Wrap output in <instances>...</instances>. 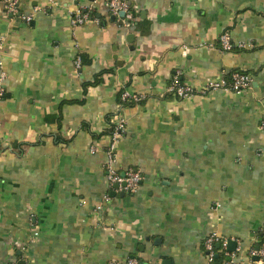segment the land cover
Instances as JSON below:
<instances>
[{
    "label": "crops",
    "instance_id": "1",
    "mask_svg": "<svg viewBox=\"0 0 264 264\" xmlns=\"http://www.w3.org/2000/svg\"><path fill=\"white\" fill-rule=\"evenodd\" d=\"M56 1L20 0L16 16L0 3V264H207L213 233L228 240L219 264H254L264 247V0H130L132 27L103 0ZM78 9L99 22L72 25ZM223 33L233 51L221 49ZM234 71L253 79L241 94L167 93L178 72L199 92ZM123 91L147 98L123 107ZM120 117L117 166L143 181L105 203Z\"/></svg>",
    "mask_w": 264,
    "mask_h": 264
},
{
    "label": "built area",
    "instance_id": "2",
    "mask_svg": "<svg viewBox=\"0 0 264 264\" xmlns=\"http://www.w3.org/2000/svg\"><path fill=\"white\" fill-rule=\"evenodd\" d=\"M105 6L109 10L110 14L119 17L120 13H125V18H120L123 23L132 27L133 17L131 12V3L130 0H103ZM55 5H58L56 0H51ZM0 3L3 5L4 11L7 15L16 16L20 14V0H0ZM25 22L30 23L32 17H22ZM90 22H99V19L95 17L90 9L83 10L78 9L72 14L71 23L74 26L85 25ZM220 47L223 51H233L235 45L232 43L230 35L228 33H223L219 39ZM238 48H244V45H238ZM75 66L77 69L82 67V58L78 56L75 60ZM7 78V75L4 71L0 72V101L5 97V86L4 82ZM253 83L252 77L241 71H234L225 75L218 82H211L209 85L201 90L197 91L190 85H187L183 82L181 74L176 73L171 82L168 85L167 93L179 99H186L196 94L206 95L210 91L217 90H226L231 91L237 94L243 93L246 89L251 87ZM147 97L143 95H132L129 92L123 91L121 94V100L124 104L133 103L139 104L143 102ZM126 119L118 118L117 121L113 124L112 131L109 135L110 144L106 149L107 161L105 163V172H106V182L108 185V193L104 196V202L109 203L111 201L110 193L114 192L115 194L125 193V194H135L142 181L143 175L141 171L135 168H128L121 170L117 166V156H116V146L124 138L126 134ZM261 128L264 130V116L261 120ZM93 153L96 152V149L92 148ZM218 246L220 247L218 249ZM228 246V240L220 237L216 233L208 235L204 241V250L206 252L207 264H217L216 256L220 250H225ZM253 258L258 257L257 261H254V264H264V247L259 250H253L251 252ZM108 264H122L118 261H110ZM126 264H140V261L136 258H130ZM224 264H234L230 259Z\"/></svg>",
    "mask_w": 264,
    "mask_h": 264
},
{
    "label": "trees",
    "instance_id": "3",
    "mask_svg": "<svg viewBox=\"0 0 264 264\" xmlns=\"http://www.w3.org/2000/svg\"><path fill=\"white\" fill-rule=\"evenodd\" d=\"M121 94H122V93H121ZM119 100H120V104H121V106H123V107H124V106H132V104H133V103H126V104H124V103L122 102V100H121V96H120V99H119ZM112 128H113V126H112ZM111 131H112V130H111ZM110 133H111V132H110ZM219 255H220V254H218V255L216 256V263H217V264L220 263V262H219V261H220ZM221 256H223V257L221 258V259L223 260V258H224V254H222Z\"/></svg>",
    "mask_w": 264,
    "mask_h": 264
},
{
    "label": "water",
    "instance_id": "4",
    "mask_svg": "<svg viewBox=\"0 0 264 264\" xmlns=\"http://www.w3.org/2000/svg\"><path fill=\"white\" fill-rule=\"evenodd\" d=\"M119 17L122 18V19H124L125 18V13H120L119 14ZM121 195H124V194H121ZM112 196H114V193H112ZM218 248H219V246H218ZM257 250H259V249H257ZM257 260H258V257H255L254 258V261H257Z\"/></svg>",
    "mask_w": 264,
    "mask_h": 264
}]
</instances>
